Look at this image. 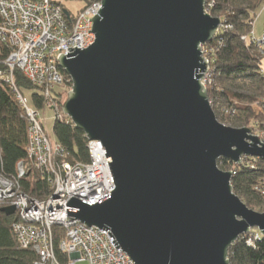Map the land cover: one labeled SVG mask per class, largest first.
Wrapping results in <instances>:
<instances>
[{"label": "water", "instance_id": "obj_1", "mask_svg": "<svg viewBox=\"0 0 264 264\" xmlns=\"http://www.w3.org/2000/svg\"><path fill=\"white\" fill-rule=\"evenodd\" d=\"M101 1L95 42L59 65L72 82L63 112L103 143L116 188L95 204L72 197L80 210L68 214L110 229L135 264H231L242 235H264V211L234 192L218 161L264 159V143L221 122L202 82V47L222 18L206 0Z\"/></svg>", "mask_w": 264, "mask_h": 264}, {"label": "built area", "instance_id": "obj_2", "mask_svg": "<svg viewBox=\"0 0 264 264\" xmlns=\"http://www.w3.org/2000/svg\"><path fill=\"white\" fill-rule=\"evenodd\" d=\"M214 4L215 0H206L208 12ZM101 7V0H0V52L8 51L1 62L0 79L14 89L26 113L30 124L29 156L52 185V194L46 200L21 193L18 179L25 177L26 169L19 163L18 178L0 172V202L15 205L19 222L14 229L19 246L36 251L38 264H135L119 243L115 245L118 241L113 242L117 239L110 229L88 226L68 214V209L80 210L67 206L72 197L95 204L110 196L116 188L109 164L112 159L107 157L103 143L90 141L89 162L62 158L64 150L58 144L53 145L40 112L30 107L15 83V70H19L39 88L42 97H50L64 82L60 55L74 52L76 46L83 50L95 42V33L89 32L94 24L90 19ZM255 40L259 46L264 44V36L261 41ZM204 46L203 56L209 63V70L204 73L202 82L208 88L214 82V59L212 50ZM52 108L57 118L67 116L58 101L53 102ZM259 137L264 143V137ZM57 225L66 230L59 246L66 258L64 261L57 256L54 246L53 227Z\"/></svg>", "mask_w": 264, "mask_h": 264}, {"label": "trees", "instance_id": "obj_3", "mask_svg": "<svg viewBox=\"0 0 264 264\" xmlns=\"http://www.w3.org/2000/svg\"><path fill=\"white\" fill-rule=\"evenodd\" d=\"M262 9L264 0H215L209 9L223 21L219 33L206 44L214 59V82L208 88L209 98L218 119L234 127L264 128V46L260 49L255 40L259 39L252 33L257 14ZM7 54L4 49L0 55V68H3L1 62ZM62 72L64 82L72 86L70 76ZM15 83L21 90L38 89L33 94L34 103L39 109L47 108L39 88L19 70L15 71ZM54 93V98L62 104L61 89H54ZM226 109L236 110L232 112L235 115H225ZM63 117H56L53 126L56 142L66 156L89 162V139L67 116ZM29 129V121L14 89L0 79V172L18 178V166L23 163L26 175L18 179L22 191L46 200L52 194V185L49 177L42 176L29 156ZM218 165L225 171L235 172L232 176L234 192L253 209L264 211V159L245 157L241 164H235L230 159L221 158ZM6 204L0 202V264H38L36 251L19 246L14 229L15 223L19 222L18 214L7 215ZM65 232L63 226L53 227L55 251L62 261L66 258L59 246ZM229 258L231 264H264V235L259 230L242 235L230 248Z\"/></svg>", "mask_w": 264, "mask_h": 264}, {"label": "rangeland", "instance_id": "obj_4", "mask_svg": "<svg viewBox=\"0 0 264 264\" xmlns=\"http://www.w3.org/2000/svg\"><path fill=\"white\" fill-rule=\"evenodd\" d=\"M79 6H81V4L80 5H78L77 4V7H79ZM209 13H210V11H209ZM212 16H216V17H220V16H217V15H213L212 13H210ZM253 34H255L254 36L256 37V38H258L260 41H261V39H262V37H263V35H264V9H262V10H260L259 12H258V14H257V17H256V19H255V22H254V31L252 32ZM246 36V35H245ZM259 41V42H260ZM261 43V42H260ZM208 44V43H207ZM264 46V44H262L261 43V46H259L260 47V49H262V47ZM204 48H207L208 50L210 49L209 47H208V45H206L205 44V46H204ZM3 52H0V55L2 54ZM214 67V66H213ZM16 71V70H15ZM21 72V71H20ZM22 73V72H21ZM33 84V83H32ZM211 85H208V88L210 87ZM57 88H59V89H61V93H62V95H61V103L62 104H60L59 103V105L62 107V109H63V105H64V103H65V101L67 100V98H68V94H69V92L71 91V89H72V86H70L69 84H66L65 82H63L61 85H59V86H57ZM17 89H18V91L22 94V96L23 97H25L26 99H27V101H28V103H29V105H30V107H32V108H34V109H36V110H38L39 112H40V115H41V117H42V120L45 122V125H46V127H47V133H48V135L50 136V138L52 139V143H53V145L55 146V145H57L58 143L56 142V140H55V134H54V131H53V126H54V123H55V121H56V114H55V111H54V109L52 108V104H53V102L54 101H57L54 97H56L55 95V93H54V91H53V94H51V96L50 97H47V98H45V97H43V101H44V103L46 104V109L45 108H42V109H39V108H37L36 107V105H35V103H34V100H33V94H34V92H36L38 89H36V91H33V90H31V91H26V90H21V89H19L18 87H17ZM26 91V92H25ZM210 99V98H209ZM53 100V101H52ZM52 102V103H51ZM210 102H211V100H210ZM212 104V103H211ZM213 107V106H212ZM262 108H264V105L262 106ZM236 112V110H227L226 109V111H224V114L225 115H227V116H229V114H231V115H235V113H232V112ZM227 122H231V119L229 120V119H227ZM227 125H230V124H227ZM231 126V125H230ZM234 127V126H233ZM243 127H249V128H251L252 129V131H254V135H261V136H263L264 137V128H260L259 126L257 127V126H243ZM239 128V127H238ZM90 141H92V140H89V142H88V145H89V143H90ZM58 145H60V144H58ZM61 146V145H60ZM63 149V148H62ZM64 154V156L61 154L60 155V157L61 156H63L62 158H64V159H66V160H71V159H73V158H71V157H68V156H66L65 155V152L63 153ZM75 160V159H74ZM33 162H35V160H33ZM35 164V163H34ZM262 181V180H261ZM260 181V182H261ZM17 185V184H16ZM19 185V184H18ZM20 188H21V184H20ZM22 190V189H21ZM21 193H25V194H27L29 197H31L28 193H26V192H24V191H20ZM31 198H36V197H31ZM36 199H38V198H36ZM41 200V199H40ZM8 206H15L13 203L12 204H6V207H8ZM252 208V207H251ZM16 214V213H15ZM15 214H13V215H15ZM253 230H258V229H252V231ZM66 231V230H65ZM65 236H66V232H65ZM77 264H86V263H82V262H79V263H77Z\"/></svg>", "mask_w": 264, "mask_h": 264}, {"label": "bare ground", "instance_id": "obj_5", "mask_svg": "<svg viewBox=\"0 0 264 264\" xmlns=\"http://www.w3.org/2000/svg\"><path fill=\"white\" fill-rule=\"evenodd\" d=\"M16 211H17V209H16Z\"/></svg>", "mask_w": 264, "mask_h": 264}]
</instances>
